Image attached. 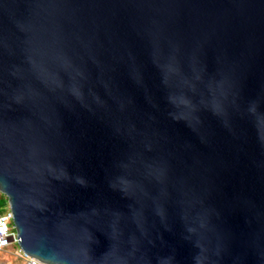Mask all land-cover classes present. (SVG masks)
Listing matches in <instances>:
<instances>
[{
  "label": "water",
  "instance_id": "obj_1",
  "mask_svg": "<svg viewBox=\"0 0 264 264\" xmlns=\"http://www.w3.org/2000/svg\"><path fill=\"white\" fill-rule=\"evenodd\" d=\"M0 193L42 264H264V0H0Z\"/></svg>",
  "mask_w": 264,
  "mask_h": 264
},
{
  "label": "built area",
  "instance_id": "obj_2",
  "mask_svg": "<svg viewBox=\"0 0 264 264\" xmlns=\"http://www.w3.org/2000/svg\"><path fill=\"white\" fill-rule=\"evenodd\" d=\"M12 218L13 216L9 206L6 205L3 213L0 214V251L7 248L11 244L18 243ZM16 255L23 259L26 264H42L38 260L25 255L19 248Z\"/></svg>",
  "mask_w": 264,
  "mask_h": 264
},
{
  "label": "rangeland",
  "instance_id": "obj_3",
  "mask_svg": "<svg viewBox=\"0 0 264 264\" xmlns=\"http://www.w3.org/2000/svg\"><path fill=\"white\" fill-rule=\"evenodd\" d=\"M1 197H3L5 200V196L0 193ZM7 201V200H6ZM18 245L17 244H11L7 248L0 251V261L5 262L10 259H13L16 257V252L18 251Z\"/></svg>",
  "mask_w": 264,
  "mask_h": 264
},
{
  "label": "crops",
  "instance_id": "obj_4",
  "mask_svg": "<svg viewBox=\"0 0 264 264\" xmlns=\"http://www.w3.org/2000/svg\"><path fill=\"white\" fill-rule=\"evenodd\" d=\"M0 264H26V262L16 255L15 258L10 259L8 261L5 262L0 261Z\"/></svg>",
  "mask_w": 264,
  "mask_h": 264
},
{
  "label": "trees",
  "instance_id": "obj_5",
  "mask_svg": "<svg viewBox=\"0 0 264 264\" xmlns=\"http://www.w3.org/2000/svg\"><path fill=\"white\" fill-rule=\"evenodd\" d=\"M6 205H7V201L3 197H1V195H0V214L3 213Z\"/></svg>",
  "mask_w": 264,
  "mask_h": 264
}]
</instances>
